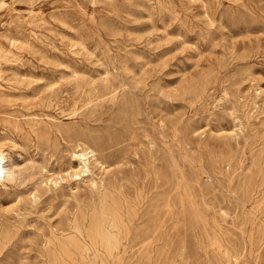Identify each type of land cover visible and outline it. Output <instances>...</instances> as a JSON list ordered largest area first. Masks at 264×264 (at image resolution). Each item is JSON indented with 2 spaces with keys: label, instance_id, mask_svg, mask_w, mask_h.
Listing matches in <instances>:
<instances>
[{
  "label": "rangeland",
  "instance_id": "rangeland-1",
  "mask_svg": "<svg viewBox=\"0 0 264 264\" xmlns=\"http://www.w3.org/2000/svg\"><path fill=\"white\" fill-rule=\"evenodd\" d=\"M0 150V264H264V0H0Z\"/></svg>",
  "mask_w": 264,
  "mask_h": 264
},
{
  "label": "bare ground",
  "instance_id": "bare-ground-1",
  "mask_svg": "<svg viewBox=\"0 0 264 264\" xmlns=\"http://www.w3.org/2000/svg\"><path fill=\"white\" fill-rule=\"evenodd\" d=\"M89 154H90V157H95L94 149L88 147L87 149H83L82 153L73 154V156L77 157V159L79 160L78 167H77V169L74 168L73 172L68 173V175H67L68 177L78 178L80 176V172L88 173L89 167L87 164L89 162V157H88ZM6 157H7V155L5 156L4 153L0 150V183H2V181L4 179L8 178V175L10 173L9 169L5 168V166H4L5 161H6ZM94 161L97 162V164L100 167L103 165L102 162L96 161V158H94ZM60 178H62V177H60ZM50 182H53L54 184H56L58 181H57V178H54L53 180L50 179Z\"/></svg>",
  "mask_w": 264,
  "mask_h": 264
}]
</instances>
